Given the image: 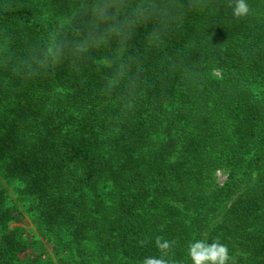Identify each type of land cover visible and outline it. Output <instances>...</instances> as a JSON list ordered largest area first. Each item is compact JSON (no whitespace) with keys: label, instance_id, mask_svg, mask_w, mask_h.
<instances>
[{"label":"trees","instance_id":"1","mask_svg":"<svg viewBox=\"0 0 264 264\" xmlns=\"http://www.w3.org/2000/svg\"><path fill=\"white\" fill-rule=\"evenodd\" d=\"M246 2L0 0V264H142L158 236L169 264L195 239L264 264V0Z\"/></svg>","mask_w":264,"mask_h":264},{"label":"clouds","instance_id":"2","mask_svg":"<svg viewBox=\"0 0 264 264\" xmlns=\"http://www.w3.org/2000/svg\"><path fill=\"white\" fill-rule=\"evenodd\" d=\"M249 11L246 0H235L233 8L235 17H244L249 14ZM173 244L174 241L156 237L155 245L160 255L146 256L142 264H169L167 257H169ZM187 254L192 264H231L232 260L228 246L220 243L219 240L209 243L203 239H195L189 243Z\"/></svg>","mask_w":264,"mask_h":264},{"label":"rangeland","instance_id":"3","mask_svg":"<svg viewBox=\"0 0 264 264\" xmlns=\"http://www.w3.org/2000/svg\"><path fill=\"white\" fill-rule=\"evenodd\" d=\"M217 177V182L222 185L225 180H226V173L222 172V171H218L216 174ZM25 221V220H24ZM13 226H24L27 229H30V226L25 225L24 222L16 224V225H11ZM32 226V225H31ZM33 229V228H32ZM33 233V232H32ZM35 233V232H34ZM34 235V234H33ZM35 242H37L38 244H36L34 247H36L37 249H40L41 247L43 248V252L45 253V256L49 257L50 259L54 260V255L52 253V251L50 250V248H48V246H46V242L43 240V238L38 237L37 234H35ZM57 264H61V263H57Z\"/></svg>","mask_w":264,"mask_h":264}]
</instances>
